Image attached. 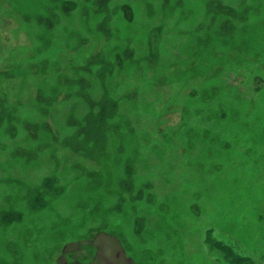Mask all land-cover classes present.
I'll return each instance as SVG.
<instances>
[{"label": "rangeland", "instance_id": "obj_1", "mask_svg": "<svg viewBox=\"0 0 264 264\" xmlns=\"http://www.w3.org/2000/svg\"><path fill=\"white\" fill-rule=\"evenodd\" d=\"M0 264H264V0H0Z\"/></svg>", "mask_w": 264, "mask_h": 264}]
</instances>
